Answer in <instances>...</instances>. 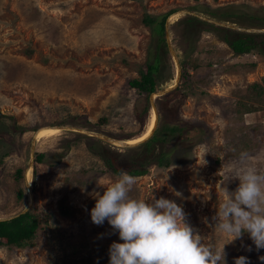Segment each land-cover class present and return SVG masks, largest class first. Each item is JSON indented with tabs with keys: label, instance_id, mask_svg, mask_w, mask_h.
Returning a JSON list of instances; mask_svg holds the SVG:
<instances>
[{
	"label": "rangeland",
	"instance_id": "obj_1",
	"mask_svg": "<svg viewBox=\"0 0 264 264\" xmlns=\"http://www.w3.org/2000/svg\"><path fill=\"white\" fill-rule=\"evenodd\" d=\"M191 6L233 15L207 18L188 11ZM170 10L167 42L178 61L189 59L197 68L189 72L187 89L173 92L179 78L173 90L155 99V129L187 128L145 156V173L136 176L130 195L174 200L205 243L225 242L213 220L221 185L235 167L264 172V53L235 55L222 32L195 34L182 22L188 12L234 33L264 34L230 28L264 29V0H0V220L25 212L46 215L45 224L38 219L31 247L7 248L0 240V264H108L109 246L122 241L107 221L91 222L93 194L102 195L103 187L127 171L132 148L59 127L119 140L146 134L153 110L127 82L154 53L156 35L141 24L142 16ZM159 55L161 78L167 79L159 89L168 88L175 66L168 52ZM252 83L259 84L260 95L248 88ZM55 127L53 135L35 138L39 130ZM159 152L181 165L157 167ZM37 153L46 154L42 163L34 162ZM238 183L226 186L234 191ZM225 252L226 264L239 256L264 264V249L257 250L247 233L225 245Z\"/></svg>",
	"mask_w": 264,
	"mask_h": 264
},
{
	"label": "clouds",
	"instance_id": "obj_2",
	"mask_svg": "<svg viewBox=\"0 0 264 264\" xmlns=\"http://www.w3.org/2000/svg\"><path fill=\"white\" fill-rule=\"evenodd\" d=\"M230 173L221 185L222 200L213 217L214 228L225 242L215 246L205 243V237L190 225L188 214L174 200L157 199L153 194L147 200L133 198L130 193L137 179L121 170L116 180L103 187L102 195L93 194L95 204L90 210L93 224L107 221L122 241L109 246L108 264H226L225 245L245 233L257 250L264 249V172L243 166L230 169ZM230 180L239 181L234 191L226 186ZM170 191L183 199L181 192ZM234 264L249 261L239 256Z\"/></svg>",
	"mask_w": 264,
	"mask_h": 264
},
{
	"label": "trees",
	"instance_id": "obj_3",
	"mask_svg": "<svg viewBox=\"0 0 264 264\" xmlns=\"http://www.w3.org/2000/svg\"><path fill=\"white\" fill-rule=\"evenodd\" d=\"M187 10L207 18L218 20L228 19L233 15L227 10L226 12L220 11L216 13L212 10L200 9L198 6L187 7ZM219 10H224V8ZM173 11L174 10H170L163 14L145 13L141 18V24L156 35L154 53L151 61L145 62L144 64L136 67L138 76L137 78L128 80L127 85L129 88L135 90L138 95L144 96L145 98H147L149 94L159 90L160 86L163 85L167 80L165 78H161V66L163 65V62L159 52H161L164 56L167 54L164 40V22L166 17ZM184 17L185 18L182 22V25H185L186 28H191L192 32L195 34L203 31H208L211 33L222 32V41L235 55H259L260 53H264V34L252 35L239 32L234 33L229 29H224L223 27L201 21L194 16L186 15ZM260 25L264 26V16L260 18ZM192 48L193 44L189 46V49ZM179 64L181 71L180 83L177 88L173 90V92H179L180 90L187 89L189 86V72L190 70L197 68V64L193 61H190L189 59L181 60L179 61ZM166 66L168 67V65ZM252 66H254V64ZM262 82L264 83V79H262ZM248 88L255 91L257 90V96L262 93V89L257 83L250 84ZM101 121L104 122L105 119H101ZM185 128H187L186 124H175L171 126L166 124L158 125L148 140L131 149V155L125 158L127 159L128 163H126L128 165L126 172L134 177L143 175L145 173L143 166L147 162L145 156L150 155L157 145L165 144L168 137L176 135L175 137L178 138L181 136ZM22 131L24 130L21 129V132ZM127 139L128 138H125L124 140ZM200 141L201 139L197 138V143ZM141 156L142 158L140 159ZM100 158L103 159L101 155ZM45 159L46 154L44 153H37L34 155V162L42 163ZM103 160L107 166L111 168L114 174L119 173L114 167H112L109 159ZM181 163L182 162L173 161L169 155L163 154L161 152H159L155 158L156 166L161 168H167L173 164L181 165ZM16 172L19 173L20 170H16ZM21 196V192H18L17 199H20ZM38 219H40L44 224L46 223V215L42 216L41 214H33L31 212H25L8 220H0V240H4V244L7 246V248L31 247L36 236V231L38 230Z\"/></svg>",
	"mask_w": 264,
	"mask_h": 264
},
{
	"label": "water",
	"instance_id": "obj_4",
	"mask_svg": "<svg viewBox=\"0 0 264 264\" xmlns=\"http://www.w3.org/2000/svg\"><path fill=\"white\" fill-rule=\"evenodd\" d=\"M187 14L191 15V16H194V17H196L198 19H201L202 21H205V22L207 21L208 23L215 24V25L221 26V27L223 26V24L216 23V22H213L211 20L202 18V17L197 16V15H195L193 13H188L187 12ZM168 18H169V16L166 17L165 22H164V40H165V45H166L167 52L170 55V57H171V59H172V61L174 63V66H175V75H174V82H173V85L171 87L159 89L158 91L149 94L148 97H147V100H148V102L150 104V108L155 113V117H157L156 109L154 107L155 99L158 98V97H161V96L165 95L166 93L170 92L171 90H173V88L176 87V83L178 82V80L180 78L179 61H178L177 56H176L175 52L173 51L172 47L167 42V38H166V36H167ZM225 27H227V26H225ZM230 28H233V29H235L237 31L246 32V33H264V29H261V30H259V29L246 30V29L235 28V27H232V26ZM59 128L61 130H64V131H71V132H75V133H78V134H81V135H84V136H87V137L99 139V140H102L104 142L110 143V144H112V145H114L116 147H120V148H123V149H125V148H133V147H136L138 144H140L142 142H145L146 140H148L151 137V135L153 134L154 129H155V127H154L153 130L148 134V136H146L144 139L140 140L139 142H137L135 144H126L125 140H119V139H116V138H111V137L102 135L100 133H96V132H92V131H88V130H83V129H80V128H71V127H59Z\"/></svg>",
	"mask_w": 264,
	"mask_h": 264
},
{
	"label": "bare ground",
	"instance_id": "obj_5",
	"mask_svg": "<svg viewBox=\"0 0 264 264\" xmlns=\"http://www.w3.org/2000/svg\"><path fill=\"white\" fill-rule=\"evenodd\" d=\"M155 124H156V117H155V113L153 111L152 115L149 119L147 131H145L146 134L138 140H134V141L133 140H126L125 143L126 144H135V143L139 142L140 140L144 139L153 130V128L155 127ZM56 130H58L57 127L52 128V129H49V128L48 129H41L35 134V138L40 139L42 136H45V135H53L56 132ZM29 178H30V170H28L26 173V181L29 182Z\"/></svg>",
	"mask_w": 264,
	"mask_h": 264
}]
</instances>
